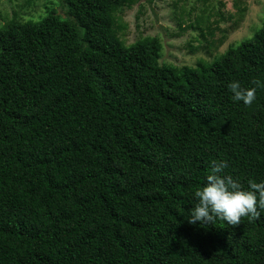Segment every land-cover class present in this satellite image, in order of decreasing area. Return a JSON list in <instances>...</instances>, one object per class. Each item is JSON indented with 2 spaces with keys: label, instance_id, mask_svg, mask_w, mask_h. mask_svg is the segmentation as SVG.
<instances>
[{
  "label": "trees",
  "instance_id": "16d2710c",
  "mask_svg": "<svg viewBox=\"0 0 264 264\" xmlns=\"http://www.w3.org/2000/svg\"><path fill=\"white\" fill-rule=\"evenodd\" d=\"M137 1L64 0L65 16L0 25V264H264V209L188 221L213 162L264 180V10L189 66L160 62L155 36L124 43ZM233 81L257 88L251 105Z\"/></svg>",
  "mask_w": 264,
  "mask_h": 264
},
{
  "label": "rangeland",
  "instance_id": "374dc122",
  "mask_svg": "<svg viewBox=\"0 0 264 264\" xmlns=\"http://www.w3.org/2000/svg\"><path fill=\"white\" fill-rule=\"evenodd\" d=\"M234 1L138 0L119 14L121 37L125 44L157 37L162 43L160 62L195 66L200 59L211 61L261 25L264 0H238L246 7L240 19ZM50 11L65 16L64 0H0V25L14 13L21 20H38Z\"/></svg>",
  "mask_w": 264,
  "mask_h": 264
},
{
  "label": "clouds",
  "instance_id": "9594fccd",
  "mask_svg": "<svg viewBox=\"0 0 264 264\" xmlns=\"http://www.w3.org/2000/svg\"><path fill=\"white\" fill-rule=\"evenodd\" d=\"M228 88L233 93L231 98L234 101L251 105L256 99V87L245 88L239 81H233ZM227 168L226 161L213 162L206 183L195 190L196 204L189 223L208 225L220 218L235 226L241 223L242 217L255 219L261 215L259 209H264V180L257 182L250 179L247 187H244L232 174L225 172Z\"/></svg>",
  "mask_w": 264,
  "mask_h": 264
}]
</instances>
